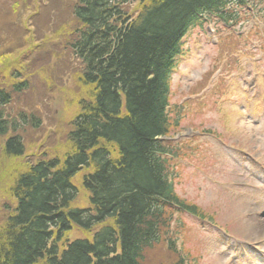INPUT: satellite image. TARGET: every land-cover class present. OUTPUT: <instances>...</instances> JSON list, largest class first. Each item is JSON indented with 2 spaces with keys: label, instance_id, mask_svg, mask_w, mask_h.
<instances>
[{
  "label": "trees",
  "instance_id": "obj_1",
  "mask_svg": "<svg viewBox=\"0 0 264 264\" xmlns=\"http://www.w3.org/2000/svg\"><path fill=\"white\" fill-rule=\"evenodd\" d=\"M246 6L264 23V0H75L78 27L69 45L88 98L77 102L64 152L27 165L7 188L12 205L0 212V264H154L160 256L149 253L161 249L169 264H197L179 245L184 222L175 214L205 216L175 191L176 170L194 148L190 139L172 140L180 118L177 105L169 106L168 79L188 30L236 24ZM17 59L0 67L11 92L26 88L8 80ZM11 92L0 87V135L25 123L38 128L34 114L4 117ZM3 148L13 158L24 153L17 134ZM79 191L86 205L75 204Z\"/></svg>",
  "mask_w": 264,
  "mask_h": 264
},
{
  "label": "rangeland",
  "instance_id": "obj_2",
  "mask_svg": "<svg viewBox=\"0 0 264 264\" xmlns=\"http://www.w3.org/2000/svg\"><path fill=\"white\" fill-rule=\"evenodd\" d=\"M74 2L0 0V57L6 55L0 67L18 56L17 75L10 78L9 72L8 80L26 83L21 92H11V84L0 81L12 95L3 114L9 122L20 112L39 119L36 129L25 123L0 135V212L12 205L6 190L27 165L64 152L77 102L88 98L69 45L78 27ZM136 5H130L131 15ZM218 24L203 22L188 31L171 76L169 106L180 107L174 112L183 117L171 135L190 139L195 151L176 170L175 191L207 215L201 220L175 214L184 222L179 245L197 264H264V37L249 29L258 27V19L249 18L243 28ZM230 34L236 40L225 42ZM241 34L248 40L237 39ZM11 134L24 145L19 158L4 153ZM82 194L78 206L86 205ZM174 225L173 217L172 237ZM161 250L149 253L160 256L154 264H169Z\"/></svg>",
  "mask_w": 264,
  "mask_h": 264
}]
</instances>
